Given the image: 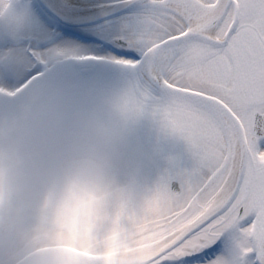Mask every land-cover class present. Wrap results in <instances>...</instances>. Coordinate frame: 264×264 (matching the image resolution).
Masks as SVG:
<instances>
[{
  "label": "snow or ice",
  "instance_id": "obj_1",
  "mask_svg": "<svg viewBox=\"0 0 264 264\" xmlns=\"http://www.w3.org/2000/svg\"><path fill=\"white\" fill-rule=\"evenodd\" d=\"M5 17L19 29L29 11L0 0ZM116 41L114 62L141 67L148 78L122 97L124 110L136 115L150 106L194 160L149 190L150 207L165 205L155 264H264V0H142ZM59 54L7 50L0 76H26L17 89L0 91L23 90ZM226 233L227 254L209 260Z\"/></svg>",
  "mask_w": 264,
  "mask_h": 264
},
{
  "label": "clouds",
  "instance_id": "obj_2",
  "mask_svg": "<svg viewBox=\"0 0 264 264\" xmlns=\"http://www.w3.org/2000/svg\"><path fill=\"white\" fill-rule=\"evenodd\" d=\"M126 114L70 104L48 75L0 108V264H155L165 205L119 168Z\"/></svg>",
  "mask_w": 264,
  "mask_h": 264
},
{
  "label": "flooded vegetation",
  "instance_id": "obj_3",
  "mask_svg": "<svg viewBox=\"0 0 264 264\" xmlns=\"http://www.w3.org/2000/svg\"><path fill=\"white\" fill-rule=\"evenodd\" d=\"M60 1L72 7L77 6L79 3L91 5L118 1L125 2V0ZM12 3L16 11H20L25 7L30 8V11L46 24L51 34L44 33L37 39V35L25 28L24 33L22 30L23 36L20 43L16 42L17 44L14 43L13 46H10L9 39L7 42L0 39V49H3L6 44L5 46L14 49L18 54L33 49L46 51L49 46H56L65 38L77 44L93 46L91 49L80 51L77 55H57L42 69L40 77L48 75L53 86L61 90L68 103L77 105H89L101 101L110 104L115 103L122 99L131 87L147 82L143 68H129L115 63V55L112 52L113 48L118 47L116 37L119 35L122 26L140 11H135V7H131L127 12L118 16L88 25L75 26L57 19L44 7L41 0H12ZM52 10L54 9L52 8ZM4 42L5 44L2 45ZM22 58L27 59L26 57ZM32 66L29 63L26 68L30 69ZM25 76L26 72L19 73L13 82H9L10 85L7 89L15 90L20 87L24 83ZM20 91L17 90L14 95H8L0 91V108L13 107L16 104V99L7 102L2 98H11ZM152 92L155 96L160 95L159 90L156 88H153ZM125 119L126 133L133 135L134 144L131 147L122 148L119 168L122 173L137 175L146 187L151 188L161 175L171 171L161 169V165L172 168L168 163H161V150H167V148L160 147V139L172 138L176 135L164 128L159 117L152 114L150 106L145 107L140 114L127 113ZM181 167L188 169L190 164L188 162L182 164ZM229 240L230 234L226 233L216 243V252L208 259L211 260L214 256H219L225 247V243ZM188 264H191V262H188Z\"/></svg>",
  "mask_w": 264,
  "mask_h": 264
},
{
  "label": "rangeland",
  "instance_id": "obj_4",
  "mask_svg": "<svg viewBox=\"0 0 264 264\" xmlns=\"http://www.w3.org/2000/svg\"><path fill=\"white\" fill-rule=\"evenodd\" d=\"M92 6H99V5H105V3H99V4H91ZM69 6V5H68ZM76 6V5H75ZM78 7H88L89 4H77ZM29 11V19L26 21L25 25L22 28H16L15 25L12 24L11 19L5 17L0 18V39L1 41H8L10 40V46H13L14 43L18 42L20 43L21 38L23 36V33L26 29H29V31L33 32L38 37L44 33L51 34L50 30L48 31V27L45 23L40 21L36 14H33L30 11V8H28ZM11 21V22H10ZM11 35V37H10ZM5 44L2 43V45ZM17 44V43H16ZM6 45V44H5ZM3 46V49H0V56H2L4 53H6L8 48L7 46ZM56 49L59 53V56L65 54V55H77L80 51L88 50L93 48L92 45H82L77 44L73 41H70L68 39L62 40L59 44L56 46H49L48 49ZM14 79L8 80L6 78H3L0 76V87L8 88L10 85L9 82H13ZM146 142V141H145ZM160 147L161 148H167V150H161V163H168L172 168L169 166L161 165V169L165 170H172L173 168H179L183 169L181 167L182 164H186L189 162L190 168L194 164V160L192 158V155L189 151V148L186 144V142L178 137V136H172V138H161L160 139ZM188 152V154H186ZM188 168V169H190ZM230 245V240L225 243V247L220 253V255H226L228 248ZM219 255V256H220Z\"/></svg>",
  "mask_w": 264,
  "mask_h": 264
},
{
  "label": "bare ground",
  "instance_id": "obj_5",
  "mask_svg": "<svg viewBox=\"0 0 264 264\" xmlns=\"http://www.w3.org/2000/svg\"><path fill=\"white\" fill-rule=\"evenodd\" d=\"M56 13L62 15L64 18L77 20L84 18H95L105 15L113 10L120 8L123 5V1L105 3V5H97L88 7L68 6L60 0H45ZM142 4L135 7V11L141 9Z\"/></svg>",
  "mask_w": 264,
  "mask_h": 264
},
{
  "label": "water",
  "instance_id": "obj_6",
  "mask_svg": "<svg viewBox=\"0 0 264 264\" xmlns=\"http://www.w3.org/2000/svg\"><path fill=\"white\" fill-rule=\"evenodd\" d=\"M41 2L44 5V7L49 12H51L60 21L66 23V24H69V25L80 26V25L92 24L94 22H97V21H100V20H103V19H107V18H110V17L121 15L122 13L127 12L131 7L132 8L136 7L138 4H140L142 2V0H132L131 3H125L124 2L123 5L120 8H118L116 10H113L112 12H109V13H107L105 15H102V16H99V17L84 18V19H77V20H71V19L64 18L62 15H60V14L58 15L56 12H54V10H52V8L46 3L45 0H41ZM145 76H146V79H148L146 71H145ZM17 97H12L10 100H14ZM133 144H134L133 135L130 134V133H126L125 134V138H124L123 148L131 147ZM172 187H173L174 190H178V182L177 181L176 182L172 181Z\"/></svg>",
  "mask_w": 264,
  "mask_h": 264
}]
</instances>
